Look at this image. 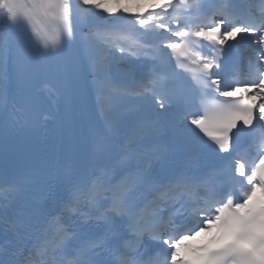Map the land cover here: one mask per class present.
Instances as JSON below:
<instances>
[{"label": "snow or ice", "instance_id": "6c2138e0", "mask_svg": "<svg viewBox=\"0 0 264 264\" xmlns=\"http://www.w3.org/2000/svg\"><path fill=\"white\" fill-rule=\"evenodd\" d=\"M0 23L19 37L0 41V176L13 142L48 120L42 74L56 79L78 146L42 171L43 204L21 200L31 173L0 179V264H264V11L241 0H0ZM101 28H130L143 44L101 52ZM89 92L123 105L119 119L79 128Z\"/></svg>", "mask_w": 264, "mask_h": 264}, {"label": "bare ground", "instance_id": "6f19581e", "mask_svg": "<svg viewBox=\"0 0 264 264\" xmlns=\"http://www.w3.org/2000/svg\"><path fill=\"white\" fill-rule=\"evenodd\" d=\"M150 0H142V5L146 6ZM111 34L108 30L101 28L97 32L94 33L92 39L93 41L98 45L99 49L101 52L105 50V48L109 45V39L108 36ZM116 34V33H115ZM0 41H10L9 38V31L7 28V25L0 23ZM125 41H123L124 44ZM97 109L99 112V115L102 119V122L105 124L106 120L108 119H119L120 114L123 110V105H121L119 102L114 101V100H109L105 106H101L97 102V98L94 94Z\"/></svg>", "mask_w": 264, "mask_h": 264}]
</instances>
